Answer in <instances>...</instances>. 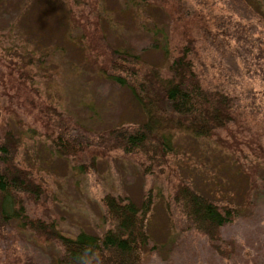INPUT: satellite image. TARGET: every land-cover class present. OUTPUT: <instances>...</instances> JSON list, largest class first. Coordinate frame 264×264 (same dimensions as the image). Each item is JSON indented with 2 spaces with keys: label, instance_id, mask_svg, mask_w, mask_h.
Returning <instances> with one entry per match:
<instances>
[{
  "label": "rangeland",
  "instance_id": "obj_1",
  "mask_svg": "<svg viewBox=\"0 0 264 264\" xmlns=\"http://www.w3.org/2000/svg\"><path fill=\"white\" fill-rule=\"evenodd\" d=\"M247 1L249 6L240 9L243 20L252 21V29L259 33L261 21L257 15H264V0ZM50 3L59 6L57 0ZM126 3L101 0L104 8L101 16L95 15L96 10L86 4L83 7L86 15L81 14L80 18L88 17L92 23L98 17L110 42L134 44L147 60L165 69L163 33L173 27L168 11L155 3L139 6ZM208 3L216 11L227 9L222 0ZM96 4L97 9L100 2ZM29 5L28 0H0V54L14 66L13 75L35 86L40 98L70 113L91 132L144 119L130 89L100 72L88 35H81L76 27L65 29L50 13L44 16H39L38 11L31 13ZM72 14L77 13H69ZM153 37L160 40L158 46L152 45ZM241 45L235 36L232 51L225 45L223 50L209 51L206 58L215 62L209 68L215 78L221 77L230 85L237 83V91L261 84L246 65L250 58L251 66L255 65V58ZM237 46L241 48L239 55L235 54ZM28 58L32 61L27 62ZM19 67L24 68L21 75ZM7 76L5 73L0 78V122L8 120L18 130L16 111H19L23 139L17 149V160L29 167L45 188L40 201L27 203L30 213L54 219L68 233L80 228L99 231L103 228L99 200L103 192H127L140 201L144 188H150L154 203L148 229L158 247L146 256L143 264H264V184L260 187L253 183L254 177L259 180L260 174H264V162L252 149L247 135L245 141L240 139L243 135L233 124L230 129L219 128L211 137L178 132L167 162L153 167L146 175L143 163L115 151L99 153L95 167L82 171L79 164L85 158L55 151L42 122L33 118L27 103L25 107L18 104L13 94L18 86L17 77L12 78L11 84ZM175 170L213 198L239 208L238 214L221 227L223 253L213 249L195 228L186 226L183 220L179 222L170 200ZM17 236L24 248L35 250L46 264H57L52 253L53 240L19 226Z\"/></svg>",
  "mask_w": 264,
  "mask_h": 264
},
{
  "label": "trees",
  "instance_id": "obj_2",
  "mask_svg": "<svg viewBox=\"0 0 264 264\" xmlns=\"http://www.w3.org/2000/svg\"><path fill=\"white\" fill-rule=\"evenodd\" d=\"M51 1L28 0V10L38 11L39 16L50 13L65 29L76 27L81 35H88L100 72L109 80L126 85L145 116L137 123L113 124L91 132L70 113L40 98L35 86L13 75L14 66L0 54V78L7 73L12 84V78L17 77L18 86L13 94L18 104L25 107L27 103V110L42 122L45 135L58 154L82 155L85 160L80 162V169L89 171L95 167L99 153L115 151L143 163L146 175L153 167L167 162L178 132L211 137L219 128L230 129L233 124L243 137L247 135L252 149L264 162V15H257L261 28L256 33L252 21H244L240 10L249 6L247 0H222L227 8L224 11H216L208 0H123L137 6L155 3L168 11L173 27L163 33L165 69L147 60L134 44L110 42L98 17L92 23L88 17L80 18L81 14L86 15L83 10L86 4L96 10L95 15L101 16L104 9L101 0H57L59 6H52ZM98 1L101 6L96 9ZM75 12L70 21L69 13ZM235 36L250 57L255 58V65L251 66V58L246 65L261 83L259 87L251 85L247 90L237 91V83L230 85L210 72L215 62L206 60L208 52L223 50L225 45L232 51ZM151 43L158 46L160 40L153 37ZM235 54H241L239 46L235 47ZM19 70V75L23 74L24 68ZM219 71L221 74L220 68ZM16 116L18 130L8 120L0 122V264H46L35 250L22 246L17 226L53 240L52 253L57 264H143L146 256L158 247L148 229L154 203L151 189L144 188L140 201L127 192L107 190L99 197L101 230L63 231L54 219L28 211L27 203L40 201L45 188L32 170L17 160L23 121L19 111ZM243 137L240 139L245 141ZM253 183L262 187L264 174H260L259 180L254 177ZM172 184L170 200L179 222L183 220L186 226L195 228L213 249L223 253L221 227L238 214L239 208L213 198L177 170Z\"/></svg>",
  "mask_w": 264,
  "mask_h": 264
}]
</instances>
